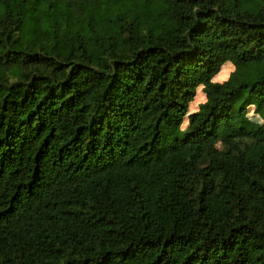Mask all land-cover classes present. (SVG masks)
Wrapping results in <instances>:
<instances>
[{"label": "trees", "instance_id": "obj_1", "mask_svg": "<svg viewBox=\"0 0 264 264\" xmlns=\"http://www.w3.org/2000/svg\"><path fill=\"white\" fill-rule=\"evenodd\" d=\"M0 264H264V0H0Z\"/></svg>", "mask_w": 264, "mask_h": 264}, {"label": "rangeland", "instance_id": "obj_2", "mask_svg": "<svg viewBox=\"0 0 264 264\" xmlns=\"http://www.w3.org/2000/svg\"><path fill=\"white\" fill-rule=\"evenodd\" d=\"M228 68V67H227ZM232 70V68L231 69H229V70H227V72L229 73L230 71ZM226 76V75H225ZM224 75L222 76V75H217L215 78H214V80H216V81H222V80H224L226 77H225ZM195 100H193L191 103H190V109L191 110H196V108H197V106H198V104L199 103H201V102H203L204 101V98H202V96L200 95V97L198 98V100L197 101H195ZM253 121H252V123L254 124V125H257V123H259V121L258 120H256V118H253L252 119Z\"/></svg>", "mask_w": 264, "mask_h": 264}]
</instances>
